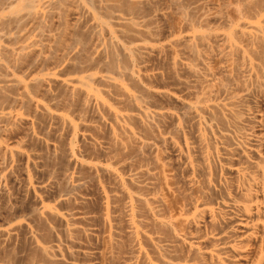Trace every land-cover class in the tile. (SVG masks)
<instances>
[{
  "label": "bare ground",
  "instance_id": "obj_1",
  "mask_svg": "<svg viewBox=\"0 0 264 264\" xmlns=\"http://www.w3.org/2000/svg\"><path fill=\"white\" fill-rule=\"evenodd\" d=\"M0 264H264V0H0Z\"/></svg>",
  "mask_w": 264,
  "mask_h": 264
},
{
  "label": "rangeland",
  "instance_id": "obj_2",
  "mask_svg": "<svg viewBox=\"0 0 264 264\" xmlns=\"http://www.w3.org/2000/svg\"><path fill=\"white\" fill-rule=\"evenodd\" d=\"M37 148H39V147L35 146V149H36L38 152L41 151L40 148H39L40 150L37 149ZM41 153H43V151H41ZM46 164H47V165H45L46 169H47V167H50V168H48V169H51L52 166H49L50 163L48 162V163H46Z\"/></svg>",
  "mask_w": 264,
  "mask_h": 264
}]
</instances>
